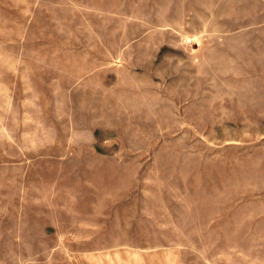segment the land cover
Returning <instances> with one entry per match:
<instances>
[{
  "label": "rangeland",
  "instance_id": "1",
  "mask_svg": "<svg viewBox=\"0 0 264 264\" xmlns=\"http://www.w3.org/2000/svg\"><path fill=\"white\" fill-rule=\"evenodd\" d=\"M0 264H264V0H0Z\"/></svg>",
  "mask_w": 264,
  "mask_h": 264
},
{
  "label": "crops",
  "instance_id": "2",
  "mask_svg": "<svg viewBox=\"0 0 264 264\" xmlns=\"http://www.w3.org/2000/svg\"><path fill=\"white\" fill-rule=\"evenodd\" d=\"M141 52V51H140ZM149 55H151L156 59L157 58V50L156 49H152L150 51H148ZM150 65V64H149Z\"/></svg>",
  "mask_w": 264,
  "mask_h": 264
}]
</instances>
